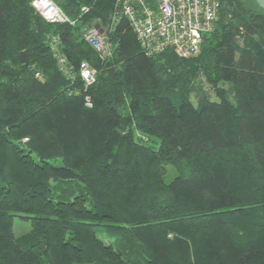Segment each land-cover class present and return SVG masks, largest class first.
Masks as SVG:
<instances>
[{
    "label": "trees",
    "instance_id": "obj_1",
    "mask_svg": "<svg viewBox=\"0 0 264 264\" xmlns=\"http://www.w3.org/2000/svg\"><path fill=\"white\" fill-rule=\"evenodd\" d=\"M53 1L74 26L0 0V264H264V11L220 0L191 59L146 56L123 21L103 61L81 31L114 0Z\"/></svg>",
    "mask_w": 264,
    "mask_h": 264
},
{
    "label": "built area",
    "instance_id": "obj_2",
    "mask_svg": "<svg viewBox=\"0 0 264 264\" xmlns=\"http://www.w3.org/2000/svg\"><path fill=\"white\" fill-rule=\"evenodd\" d=\"M30 5L47 24L76 23L53 0H30ZM219 8L220 0H114L109 26L92 23L82 29L81 39L100 60L110 59L113 55L110 36L124 21L146 56L170 51L177 58L191 59L199 55L203 37L214 30ZM88 10L83 7L81 13ZM47 42L57 57L59 70L73 79L75 72L59 52V37L48 36ZM77 72L85 88L95 83L97 72L87 62L80 63ZM85 106H91L88 98Z\"/></svg>",
    "mask_w": 264,
    "mask_h": 264
},
{
    "label": "rangeland",
    "instance_id": "obj_3",
    "mask_svg": "<svg viewBox=\"0 0 264 264\" xmlns=\"http://www.w3.org/2000/svg\"><path fill=\"white\" fill-rule=\"evenodd\" d=\"M241 1L245 2L250 7H254V4L252 2H250L249 0H241ZM112 8H113V6H112ZM227 8L230 9L231 6H227ZM111 11H112V9H111ZM111 11L109 12V14H108V16L106 17L105 20H101V19L92 20L91 24L97 22L102 27H108L109 23H110ZM238 44L241 45V42L239 41ZM165 53H167V52H165ZM87 64H88L89 67L94 68L91 64H89V63H87ZM71 67H72L73 71L76 73L75 68L73 66H71ZM198 80L201 83V85H202V87L204 89V92L209 95L211 100H216V96L214 94V91L211 89V87L208 84H206V82H204V79H202L201 76H200ZM70 82H72L71 85H73L75 83L74 79H72V78H70ZM220 87L225 90L227 98L230 101H233V95H232V91H231V86L228 83H224V84H221ZM192 101H193V103H196V98H193ZM136 136H138V135H136ZM174 174H175V172H174L173 167L172 166H167L166 167V173L164 175L165 182L166 183L170 182V180H172ZM30 228H31L30 221L23 220V219H20L18 217H13V219H12V233H13L14 237H20V236L26 234L27 232H29ZM98 234H99V237L101 239H103L105 241L107 240V231H106V229L100 228L99 231H98Z\"/></svg>",
    "mask_w": 264,
    "mask_h": 264
},
{
    "label": "water",
    "instance_id": "obj_4",
    "mask_svg": "<svg viewBox=\"0 0 264 264\" xmlns=\"http://www.w3.org/2000/svg\"><path fill=\"white\" fill-rule=\"evenodd\" d=\"M253 1L262 11H264V0H251Z\"/></svg>",
    "mask_w": 264,
    "mask_h": 264
}]
</instances>
